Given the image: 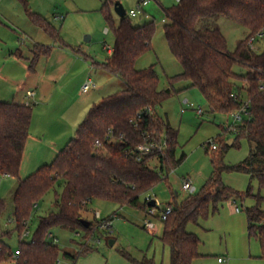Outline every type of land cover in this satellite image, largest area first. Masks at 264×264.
<instances>
[{
  "label": "trees",
  "instance_id": "obj_1",
  "mask_svg": "<svg viewBox=\"0 0 264 264\" xmlns=\"http://www.w3.org/2000/svg\"><path fill=\"white\" fill-rule=\"evenodd\" d=\"M20 1L33 24L61 46L88 58L80 48L64 40L60 29L43 14L32 10L28 0ZM115 1L104 0L102 6L115 35L113 50L106 61L93 64L119 78L125 87L93 103L77 126L75 135L54 159L26 177H21L20 171L30 135L33 105L0 100V175H9L17 181L11 193L13 208L8 217L14 228L8 229L0 222V264L9 261L57 264L60 258L67 260V264H75L91 248L86 246L84 249V246L79 253L62 249L55 242L54 227L72 231L84 229L85 236L90 238L94 232L93 222L84 218L82 211L95 198L148 211L149 201H141L142 194L167 180L165 172L174 169L184 157V154L178 159L175 157L178 130L155 110L174 90L159 87V74L153 65L136 68L138 59L152 49L155 21L138 24L126 14L115 23L112 17ZM165 12L168 20L164 24V34L171 52L183 68L181 73L171 77V82L189 81L190 87L202 91L213 110L228 113L244 105L245 94L251 111L249 118L236 126L237 137L232 143L226 142L224 136L208 142L217 145L219 141L221 144V154L212 158V174L199 191L187 193L175 205L171 204L172 211L162 220L160 238L169 247V264H194L202 255L200 237L187 229L190 223L199 224L229 199L248 196H254L258 201L246 209L249 234L258 238L264 258V209L261 208L264 200V89H260L264 82V51L258 52L249 44L250 37L264 32V0H178ZM220 16L249 31L234 50L228 48L227 38L219 27L201 26L205 19ZM50 50L51 46L36 44L29 68L33 70L38 56L48 54ZM235 63L242 64L245 71L236 72ZM150 106L153 111L145 112ZM142 111V117L134 124L131 119ZM110 132L117 138L108 139ZM121 134L123 139L118 138ZM163 134L168 140L164 152L150 153L141 160L129 152L138 143L159 140ZM240 137H245L249 143L247 157L236 164L223 163L224 153L239 146ZM96 139L102 141L101 147L94 146ZM153 159L157 161L155 167L150 163ZM225 170L243 171L252 179L257 178L258 193L255 194L251 186L242 192L225 184L222 179ZM59 182L63 184L61 193H57L59 209L40 217L30 241L22 239L39 202ZM9 209L10 200L0 197V220ZM83 219L90 222L89 226H85ZM14 231L19 235L16 252L5 239ZM124 255L134 264H156L152 258Z\"/></svg>",
  "mask_w": 264,
  "mask_h": 264
},
{
  "label": "rangeland",
  "instance_id": "obj_2",
  "mask_svg": "<svg viewBox=\"0 0 264 264\" xmlns=\"http://www.w3.org/2000/svg\"><path fill=\"white\" fill-rule=\"evenodd\" d=\"M120 1L127 12L132 8H137L139 2V0ZM28 2L32 10L51 17L55 21L64 40L73 45H81V50L88 54L89 65L93 62L106 61L110 55L107 47L114 46L115 35L102 10L104 0H28ZM177 2L178 0H150L144 6L145 12L132 18L138 24H143L148 20L155 21L156 32L152 40V49L138 59L136 68L144 69L153 65L159 74V87L161 89L172 87L174 90L169 97L156 106L155 110L159 116L178 130L175 157L178 159L184 154L183 159L174 169L165 172L166 175L168 174L167 180L157 183L141 196V201L147 196L156 199L158 215L161 214L160 208H165L168 204L175 205L176 201H180L187 194L182 189L184 178H192L196 191L202 188L214 170L213 156L221 154L219 141H217L219 149H213L212 143L208 144V142L224 136L226 142L232 143L237 137V132L233 130V127L244 122L242 119L235 121L232 113L213 110L198 87L188 86L189 81L171 82V77L181 73L183 68L171 52L164 34V24L168 20L165 9ZM19 6L23 8L22 3ZM56 15H63L64 18L56 17ZM112 17L115 23L119 22L120 16L114 8H112ZM23 25L32 30L34 39L51 40L46 32L38 29L29 19ZM201 26L219 27L227 38L230 50H234L238 41L249 33L246 27L223 16L205 19ZM23 31L19 24L7 23L4 27L0 26V70L1 67L9 65L8 59L15 55V47L23 43L21 37L26 39L27 45L32 46L31 39L26 37ZM254 49L258 52L264 51V36H257ZM31 63L27 62L26 66L29 68ZM10 68L11 65L8 68L5 67V72H9L12 77L10 83H5L0 79V96L7 99L14 95V87L17 88L16 82L23 77L25 72L23 65L15 66L12 71ZM84 68L83 65L76 67L65 76L52 89L53 96L48 101L36 102L31 99L29 102L33 105V130L31 131L35 135L39 133L46 135L45 144L47 146L45 148L52 146L55 137L59 139L60 147H64L75 135L78 125L73 126L70 120L67 123L63 122L65 123L63 125H57L55 122L57 118L64 120L66 117L63 114L65 110H60L64 99L68 104L72 103L74 110L70 111L75 113V120L80 117L82 121L93 103L125 87L119 78L97 65H91L90 70L87 68L84 70ZM233 68L238 73L245 71V67L240 63H235ZM89 74L95 85L88 92H83L84 82H80L79 78L83 75L86 78ZM243 99L244 102L249 100L245 94ZM198 108L203 109L202 114L198 113ZM244 116L246 118L247 115ZM60 131L63 132L60 133ZM248 153L249 143L245 137H240L239 146L231 147L224 153L222 162L229 165L239 163L247 157ZM150 163L153 167L157 165L155 159ZM33 171L28 170L26 176ZM222 179L225 184L242 192L246 191L249 186L255 194L259 191L258 179H252L250 174L243 171L225 170L222 172ZM16 182V179L9 175L0 176V197L10 200V209L0 222L8 229L14 228V223L9 222L8 217L13 208L11 193ZM62 188L63 184L59 182L44 195L29 223V231L24 232L22 239L30 241L40 217L59 209L57 193H61ZM262 194L264 195V190ZM257 202L254 196L229 199L223 202L219 210L211 213L207 219L200 220L199 224L190 223L187 229L196 233L201 239L199 251L202 255L196 259L194 264H264L260 242L255 235H250L248 230L246 209ZM261 208L264 209V200ZM82 214L84 218L93 222L94 232L88 238L85 236L84 229L72 231L60 226L54 227L52 232L56 236L55 242L62 249L79 253L84 246V249L88 246L91 250L81 257L97 255L104 258L107 264H119L122 260L128 262L124 253H129L137 259L152 258L156 264L170 263L169 247L160 238L163 222L158 216L149 215L141 207L129 204L120 205L101 198L93 199ZM146 217L155 221L157 226L155 233L145 227ZM108 218L112 219L111 227L105 229L101 223ZM111 238L115 240L113 245L109 244ZM5 239L16 252L19 246L18 233L14 231ZM3 264H9V262ZM57 264H67V260L60 258Z\"/></svg>",
  "mask_w": 264,
  "mask_h": 264
},
{
  "label": "crops",
  "instance_id": "obj_3",
  "mask_svg": "<svg viewBox=\"0 0 264 264\" xmlns=\"http://www.w3.org/2000/svg\"><path fill=\"white\" fill-rule=\"evenodd\" d=\"M20 3H21L20 0H0V26L4 27L7 25V23L19 24L20 26H22L25 36L31 39L32 46L27 45L25 43L26 39L24 37H21V41L23 43H21L20 46L15 47L16 56L15 55L11 56V58L8 59V64L11 65V68H10L11 71L13 70L15 66L23 65L25 72H24L23 77L16 82L18 89L14 87L15 88L13 90V92H15L14 95L9 99H7L6 97L0 96V100L14 101L17 103H25V104H28L31 99L32 101H36V102L37 101L46 102L53 96V94L51 93L52 89H54L56 85H58L61 82V80L65 76H67L74 68L83 65L85 67L84 70H86V68L87 70L88 69L90 70L91 65L93 66V64L89 65L88 59L84 55L75 52L69 47L61 46L49 34L48 35L51 37L50 41L48 40L39 41L38 39H34V37L32 36V33H33L32 30L28 27H24L23 25L27 23V19H29V17L26 13L24 6L22 5L23 8H20L19 6ZM44 16L54 26H56L55 21L52 20L51 17H48L46 15ZM56 17L64 18L63 15H60V16L56 15ZM29 21L31 22L30 19ZM38 29H41V28L38 27ZM36 44H42L44 46H51V50L48 54H44V53L40 54L35 62L34 69L31 70L30 68H28V66H26V63L32 62V59L35 54L34 46ZM71 45L78 47V48L81 46V45L77 46L73 44ZM84 54L88 56V54L86 53ZM24 61L26 62L25 64L23 63ZM8 66H3L1 67V70H0V79H2L5 83H10V80L12 78L9 72L8 73L7 71L5 72V67L8 68ZM89 79H92L91 74H89V76H86V78H85V75H83L82 77L79 78V81L80 82L82 81V83L83 82L85 83ZM31 91H34L33 96H29V92ZM61 105L62 107L60 108V110H65L63 111V114L66 117H64V120H59V118L55 119L56 124L63 125L65 124L63 122L67 123L70 120V123L73 126L79 125V123L81 122V118L77 117L75 120V113L73 114L70 111V110H74V107H72V103L68 104L67 101H65L64 99ZM47 125L48 124H46L45 122V126ZM44 129L46 131L45 127ZM31 130H33L32 123L30 127V135L28 137L26 149L24 151V156L22 160V166H21V171H20L21 177H26L28 170H35L40 165L51 162L54 159V157L57 155V153L59 152L60 148H63V147H60L61 144L58 141L59 139H57V137L54 138L53 144L52 146H50V148H45V146H47L45 144L46 135L43 133H39L38 135H35L32 133ZM62 132L63 131H60V133ZM41 136H44V137H41ZM156 231H157V228L151 230V232L153 233H155ZM80 257L77 259L75 264H107L104 258H101L97 255H91L86 258L85 256L81 258ZM9 264H15V263L14 261H9ZM119 264H134V263L131 260H129L128 262L122 260Z\"/></svg>",
  "mask_w": 264,
  "mask_h": 264
},
{
  "label": "built area",
  "instance_id": "obj_4",
  "mask_svg": "<svg viewBox=\"0 0 264 264\" xmlns=\"http://www.w3.org/2000/svg\"><path fill=\"white\" fill-rule=\"evenodd\" d=\"M150 0H139L138 2V7L137 8H132L130 9L129 12H127V14H129L132 17L137 16L139 13H143L145 12L144 10V6H146L149 3ZM257 36L263 37L264 36V32H261L257 35H254L252 37H250L249 39V44L252 48H254V41L257 38ZM108 52L111 53L113 50V47L108 46L107 47ZM95 83L92 81V79L87 80L82 87V91L83 92H87L89 91L92 86H94ZM260 89H264V82L260 84ZM34 95V91L29 92V96H33ZM191 106H194L193 104H191ZM152 112V107H148L147 110H145V112ZM182 111H184V109H182ZM198 113L202 114L203 113V109L202 108H198L197 109ZM251 114L250 111V107H249V100L247 102H244V105L232 112V115L234 116L235 121L237 120H245L247 118H249ZM143 115V111L139 112L136 116V118H132L131 121L134 124H137L138 119H140ZM244 115H247L246 118ZM233 130L236 131V126L233 127ZM108 139H116L117 137L114 136V134L112 132H110L108 134ZM119 139H123V134H121L119 137ZM167 136L165 134H163V136L159 139V140H152L149 142H140L138 143L134 148H131L129 152H131L132 154H135V156L137 157V159L141 160L144 158V156L153 153V152H164V150L167 147ZM94 146L95 147H101L102 146V141L100 139H96L94 142ZM212 148H217V145L215 143L212 144ZM1 176V175H0ZM182 189L186 192V193H192L196 191V186L192 180L191 177H186L183 180V184H182ZM152 199H154L151 196H147L145 198V200L147 201H151ZM156 208H157V202L156 205L151 206L149 205L148 208V214L149 215H154V216H158V218L162 221L165 220L168 216V214L172 211L173 206L172 205H167L165 208H160L161 209V214L158 215L156 213ZM237 210H239V208H237ZM98 215V214H97ZM111 223H112V219H104L101 223V226L105 229H108L111 227ZM145 227L151 231L153 229L156 228V223L154 220H152L150 217H146L145 219ZM29 229L25 231V233H28ZM220 261H222V258H219Z\"/></svg>",
  "mask_w": 264,
  "mask_h": 264
},
{
  "label": "water",
  "instance_id": "obj_5",
  "mask_svg": "<svg viewBox=\"0 0 264 264\" xmlns=\"http://www.w3.org/2000/svg\"><path fill=\"white\" fill-rule=\"evenodd\" d=\"M114 10L116 11V13L120 16V17H124L127 14V11L123 5V3L120 0H116L114 3ZM156 204V200L152 199L149 202V205L154 206ZM83 223L85 224V226H89L90 222L88 220L83 219ZM115 242L114 239H110L109 240V244L113 245Z\"/></svg>",
  "mask_w": 264,
  "mask_h": 264
}]
</instances>
